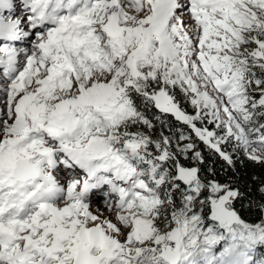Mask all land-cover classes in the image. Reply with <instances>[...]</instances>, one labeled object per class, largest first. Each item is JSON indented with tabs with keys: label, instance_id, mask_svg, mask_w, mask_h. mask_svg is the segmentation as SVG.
Segmentation results:
<instances>
[{
	"label": "snow or ice",
	"instance_id": "1",
	"mask_svg": "<svg viewBox=\"0 0 264 264\" xmlns=\"http://www.w3.org/2000/svg\"><path fill=\"white\" fill-rule=\"evenodd\" d=\"M0 97V264H264V0H0Z\"/></svg>",
	"mask_w": 264,
	"mask_h": 264
},
{
	"label": "trees",
	"instance_id": "2",
	"mask_svg": "<svg viewBox=\"0 0 264 264\" xmlns=\"http://www.w3.org/2000/svg\"><path fill=\"white\" fill-rule=\"evenodd\" d=\"M214 161H209V166H211V164ZM216 169L219 173V175L221 177L224 176V172L221 171V164L220 163H216ZM237 167L239 169V173L241 176L247 178H254L255 182L258 183L260 179L264 178V165L258 164V163H253L249 160L246 159H239L238 160V164ZM252 185L249 184V187H251ZM244 215L250 219H254L255 218V209H253V211L251 213H249L247 211V204L245 205V211H244Z\"/></svg>",
	"mask_w": 264,
	"mask_h": 264
},
{
	"label": "rangeland",
	"instance_id": "3",
	"mask_svg": "<svg viewBox=\"0 0 264 264\" xmlns=\"http://www.w3.org/2000/svg\"><path fill=\"white\" fill-rule=\"evenodd\" d=\"M0 104H2V101H1ZM0 107H2V105H1ZM94 199H95V201H93V207L95 208V207H97V206H99V205L95 204V202H96V198H94Z\"/></svg>",
	"mask_w": 264,
	"mask_h": 264
},
{
	"label": "bare ground",
	"instance_id": "4",
	"mask_svg": "<svg viewBox=\"0 0 264 264\" xmlns=\"http://www.w3.org/2000/svg\"><path fill=\"white\" fill-rule=\"evenodd\" d=\"M93 201H95V199H94ZM95 204H97V201L95 202ZM97 205H98V204H97ZM99 206H101V207H102V205H99Z\"/></svg>",
	"mask_w": 264,
	"mask_h": 264
}]
</instances>
